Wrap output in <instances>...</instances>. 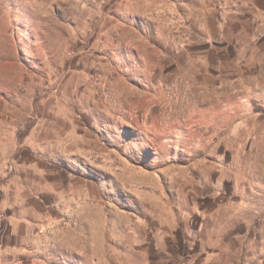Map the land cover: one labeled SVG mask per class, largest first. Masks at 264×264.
<instances>
[{
    "label": "rangeland",
    "instance_id": "374dc122",
    "mask_svg": "<svg viewBox=\"0 0 264 264\" xmlns=\"http://www.w3.org/2000/svg\"><path fill=\"white\" fill-rule=\"evenodd\" d=\"M0 264H264V0H0Z\"/></svg>",
    "mask_w": 264,
    "mask_h": 264
}]
</instances>
